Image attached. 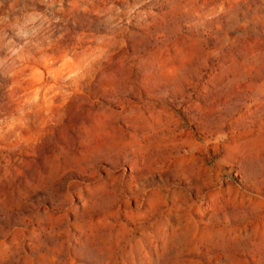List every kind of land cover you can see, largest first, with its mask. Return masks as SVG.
I'll return each instance as SVG.
<instances>
[{"label": "rangeland", "instance_id": "1", "mask_svg": "<svg viewBox=\"0 0 264 264\" xmlns=\"http://www.w3.org/2000/svg\"><path fill=\"white\" fill-rule=\"evenodd\" d=\"M0 264H264V0H0Z\"/></svg>", "mask_w": 264, "mask_h": 264}]
</instances>
